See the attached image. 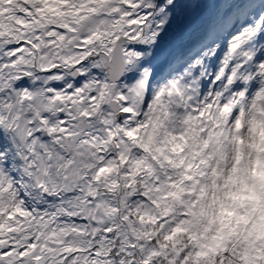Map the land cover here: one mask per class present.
<instances>
[{"label": "snow or ice", "instance_id": "6c2138e0", "mask_svg": "<svg viewBox=\"0 0 264 264\" xmlns=\"http://www.w3.org/2000/svg\"><path fill=\"white\" fill-rule=\"evenodd\" d=\"M0 264H264V0H0Z\"/></svg>", "mask_w": 264, "mask_h": 264}]
</instances>
